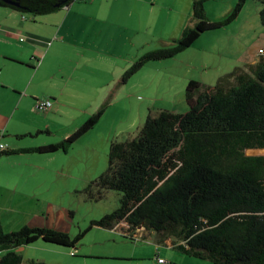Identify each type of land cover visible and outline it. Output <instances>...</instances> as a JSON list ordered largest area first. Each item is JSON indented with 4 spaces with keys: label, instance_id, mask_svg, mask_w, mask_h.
I'll list each match as a JSON object with an SVG mask.
<instances>
[{
    "label": "rangeland",
    "instance_id": "374dc122",
    "mask_svg": "<svg viewBox=\"0 0 264 264\" xmlns=\"http://www.w3.org/2000/svg\"><path fill=\"white\" fill-rule=\"evenodd\" d=\"M193 2L111 0L106 9H99L91 8V2L77 0L76 5L70 8L71 19L99 12H103L102 16L107 19L111 17L109 14L120 18L130 11L139 19L140 31L128 42L103 44L97 48L100 55L95 54L88 70L75 75L73 84L80 88V92L89 94L79 93L81 103H72L74 108L78 104L81 110L62 112V117H54L55 108L45 115L37 112L34 106L37 115L51 117L48 122L52 133L41 135L42 139L50 141L49 144L67 138L101 107L105 111L98 123L66 153L58 151L26 158L40 159L44 171L28 166L22 158L26 156H14L15 165L7 160L0 166V207L7 208L4 214L0 213L1 231L10 233L24 226H47L75 237L86 230L91 221L116 210L121 197L119 192L105 191L97 200L90 199L85 192L86 187L106 171L111 143L136 137L148 114L154 116L160 110L186 112L185 88L189 81L214 86L220 77L235 67H242L249 56L264 47V27L259 21L261 5L256 0H246L230 24L202 33L188 48L172 58L147 62L125 83L121 82L123 73L139 58L150 52L173 48L184 30L194 26ZM236 3L237 0H204L205 16L210 21H222ZM65 12L67 10L60 12L58 18L61 19ZM112 26L109 24L110 33L115 29ZM125 33L122 31L118 35ZM48 80L49 86L55 82L49 77ZM11 95H0L4 104L0 114L10 117L11 127L7 128L10 135L6 139L15 140L12 133L23 132L27 126L20 124L17 115H12ZM263 150H246L245 155L264 157ZM6 157L9 156L0 157V164ZM96 193L97 189L93 187L94 197H97ZM149 237L148 240L140 237L127 241L116 228L93 227L76 244V249L38 240L14 250L21 254L23 264L28 260L47 264H158L155 256L162 259L163 264H210L172 248L175 245L172 238L169 242L164 241L170 247L167 248Z\"/></svg>",
    "mask_w": 264,
    "mask_h": 264
},
{
    "label": "trees",
    "instance_id": "16d2710c",
    "mask_svg": "<svg viewBox=\"0 0 264 264\" xmlns=\"http://www.w3.org/2000/svg\"><path fill=\"white\" fill-rule=\"evenodd\" d=\"M9 1L17 6L0 0V7L37 17L59 12L76 0ZM256 1L264 27V0ZM203 2L194 0L195 24L184 30L173 48L142 56L123 73L121 82L147 62L172 58L202 33L230 24L246 0H237L219 22L206 18ZM257 57L255 64L235 67L214 86L189 81L186 112L148 114L136 137L111 143L106 171L85 192L93 200L105 191L119 192L116 210L91 221L75 237L51 228L0 230V264H23L14 249L38 240L76 249L93 227L114 230L121 223L129 232L142 228L174 239V248L190 258L211 264H264V157L245 155L246 150L264 149V56ZM104 111L101 107L58 143L7 150L2 156L66 153Z\"/></svg>",
    "mask_w": 264,
    "mask_h": 264
},
{
    "label": "crops",
    "instance_id": "0c3cea01",
    "mask_svg": "<svg viewBox=\"0 0 264 264\" xmlns=\"http://www.w3.org/2000/svg\"><path fill=\"white\" fill-rule=\"evenodd\" d=\"M110 1L88 0L86 2L92 3L91 8L106 9ZM75 3L77 0L59 12L37 17L26 16L12 9L0 7V95L12 94V115H17L21 121L20 124L27 126L23 132L12 133L15 140L6 139L10 135L7 131V128L11 127L10 117L0 114V131H3L1 142L7 145L8 150L49 145L50 141L42 139L41 135L47 132L50 134L48 121L51 117H41L35 113L34 106L37 99L54 101L52 108H55L54 117H62V112L81 110L78 104L81 103L79 93L82 92L76 87L77 85L73 84L75 75L88 70L90 67L88 64L94 59L95 54L100 55V50L97 48H101L103 44L117 45L128 42L129 38L137 36L140 31L137 23L139 19L130 11L120 18L109 14L111 17L107 19L102 16L103 12H99L88 16L82 14L80 19H71L70 8L76 5ZM79 8L83 9V7ZM63 10L67 12L59 19L58 14ZM23 15L24 20H22ZM109 24L115 27L112 33H110ZM122 31L126 33L118 35ZM257 61L255 53L249 56L242 66L252 65ZM48 77L55 80L50 86L49 80L46 81ZM82 95L89 94L82 93ZM72 103L78 104L74 108ZM3 107L2 97H0V109L3 110ZM14 156H26L22 158H25L28 166L45 170L40 159L34 157L26 159L35 154L9 155L0 166L7 160L15 165ZM6 180L7 185H10L9 179ZM4 209L7 208L0 207L1 214L5 213ZM1 217L2 215H0V221ZM51 229L61 231L57 228ZM143 230L140 228L133 232L142 237V240L150 236V240L155 243L169 247L164 242L165 240L169 242V238ZM142 234L144 237L140 236ZM121 236L124 240L135 241L122 234ZM155 258L160 259L157 256Z\"/></svg>",
    "mask_w": 264,
    "mask_h": 264
},
{
    "label": "built area",
    "instance_id": "2783aa9c",
    "mask_svg": "<svg viewBox=\"0 0 264 264\" xmlns=\"http://www.w3.org/2000/svg\"><path fill=\"white\" fill-rule=\"evenodd\" d=\"M78 1H82V2H86L88 0H78ZM25 19L24 16H22V20ZM22 40V38H21ZM257 56H264V47H260L258 48L257 52H256ZM53 107V102L51 101V99H41L38 102H35V110L41 114H45L46 112L50 111ZM3 136V131H0V157L2 156V154L4 152H6L8 150L7 146H5L2 142H1V138ZM116 230H119V232L124 236V237H129L132 240L134 239H138L140 238L138 236V234H136L135 232H129L128 227L121 223L116 227ZM140 230V228H139ZM73 255V253H72ZM158 263L163 264L164 261L162 259H157Z\"/></svg>",
    "mask_w": 264,
    "mask_h": 264
},
{
    "label": "water",
    "instance_id": "95a60500",
    "mask_svg": "<svg viewBox=\"0 0 264 264\" xmlns=\"http://www.w3.org/2000/svg\"><path fill=\"white\" fill-rule=\"evenodd\" d=\"M2 1L9 5L17 6V4L14 1H9V0H2Z\"/></svg>",
    "mask_w": 264,
    "mask_h": 264
}]
</instances>
